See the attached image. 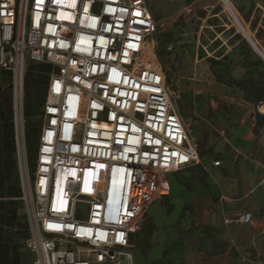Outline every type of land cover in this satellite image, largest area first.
<instances>
[{
	"label": "built area",
	"instance_id": "obj_1",
	"mask_svg": "<svg viewBox=\"0 0 264 264\" xmlns=\"http://www.w3.org/2000/svg\"><path fill=\"white\" fill-rule=\"evenodd\" d=\"M156 32L146 0H0V77L12 75L26 264H135L132 236L146 207L169 195L170 175L201 164L180 95L148 57ZM29 62L56 68L32 172Z\"/></svg>",
	"mask_w": 264,
	"mask_h": 264
},
{
	"label": "crops",
	"instance_id": "obj_2",
	"mask_svg": "<svg viewBox=\"0 0 264 264\" xmlns=\"http://www.w3.org/2000/svg\"><path fill=\"white\" fill-rule=\"evenodd\" d=\"M230 3L262 61L257 71L243 68L242 77H250L248 71L264 73V0ZM238 92L242 103L237 120L226 129L214 128L219 136L203 122H195L194 128L186 123L201 146V164L170 175L169 195L146 207L149 219L143 225L142 217L132 236L139 264L264 262V102L255 106ZM247 214L249 223L227 224Z\"/></svg>",
	"mask_w": 264,
	"mask_h": 264
},
{
	"label": "rangeland",
	"instance_id": "obj_3",
	"mask_svg": "<svg viewBox=\"0 0 264 264\" xmlns=\"http://www.w3.org/2000/svg\"><path fill=\"white\" fill-rule=\"evenodd\" d=\"M146 2L157 27L148 44L150 58L162 67L170 90L180 95L177 110L191 127L194 128L195 122H203L214 136H219L214 128L226 129L236 121L242 103L238 90L225 87L219 77L225 75V81L229 77L242 79L243 68L257 71L259 68L251 63L262 61L239 29L225 0H195L191 4L185 0ZM230 5L236 14L234 4ZM33 63L29 62L27 67ZM247 75L259 77L255 72L248 71ZM4 83L5 79L0 77V85ZM43 123L42 115L26 120L34 145V153H28L31 172ZM163 205L169 208V204ZM21 214L24 216L23 207ZM147 219L149 216L145 214L143 225ZM176 231L181 234L180 228ZM29 259L30 255L23 252L22 264ZM135 264H139L137 260Z\"/></svg>",
	"mask_w": 264,
	"mask_h": 264
},
{
	"label": "trees",
	"instance_id": "obj_4",
	"mask_svg": "<svg viewBox=\"0 0 264 264\" xmlns=\"http://www.w3.org/2000/svg\"><path fill=\"white\" fill-rule=\"evenodd\" d=\"M194 1L185 0V3L191 4ZM251 64L253 66L260 65L257 62ZM55 71L56 68L46 62L33 63L27 67L24 82V115L27 121L43 116L48 86ZM1 78L5 79V83L0 85V264H22V253L25 252L24 244L29 238L30 232L28 222L21 214V187L16 162L12 75L7 71L1 74ZM262 78H264V73H259V79L229 77L225 81L226 76L222 75L219 77V81L228 89L241 91L247 102L258 106L264 102V80ZM26 139L28 153L33 154L34 145L31 131L28 128H26ZM31 167L34 171L35 164ZM203 179L201 182L204 184ZM187 188L191 189L190 186Z\"/></svg>",
	"mask_w": 264,
	"mask_h": 264
},
{
	"label": "bare ground",
	"instance_id": "obj_5",
	"mask_svg": "<svg viewBox=\"0 0 264 264\" xmlns=\"http://www.w3.org/2000/svg\"><path fill=\"white\" fill-rule=\"evenodd\" d=\"M229 10H230V9H229ZM230 13H231V15L233 16V18L236 19L235 16L233 15V13L231 12V10H230ZM235 22H236V24L238 25L239 29L242 30L244 36L248 39V41H250V43H252V42H251V39L249 38L250 36H248L249 33L245 30V28H244L243 26L241 27V25L238 23L237 20H236ZM243 28H244V29H243ZM247 34H248V35H247ZM254 44H255V43H254ZM150 53H151V52L148 50V57H149V58H150V55H151ZM151 59H152V58H151Z\"/></svg>",
	"mask_w": 264,
	"mask_h": 264
},
{
	"label": "water",
	"instance_id": "obj_6",
	"mask_svg": "<svg viewBox=\"0 0 264 264\" xmlns=\"http://www.w3.org/2000/svg\"><path fill=\"white\" fill-rule=\"evenodd\" d=\"M227 3H228V1L227 0H225ZM235 15V14H234ZM235 18H236V20L238 21V23L241 25V22L238 20V18L236 17V15H235ZM241 27H242V25H241ZM244 29V28H243Z\"/></svg>",
	"mask_w": 264,
	"mask_h": 264
}]
</instances>
